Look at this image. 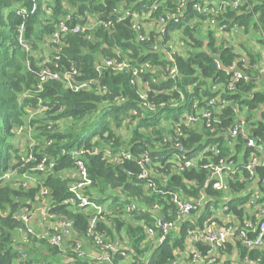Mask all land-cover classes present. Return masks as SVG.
I'll return each mask as SVG.
<instances>
[{
	"label": "clouds",
	"instance_id": "9594fccd",
	"mask_svg": "<svg viewBox=\"0 0 264 264\" xmlns=\"http://www.w3.org/2000/svg\"><path fill=\"white\" fill-rule=\"evenodd\" d=\"M0 264H264V0H0Z\"/></svg>",
	"mask_w": 264,
	"mask_h": 264
}]
</instances>
